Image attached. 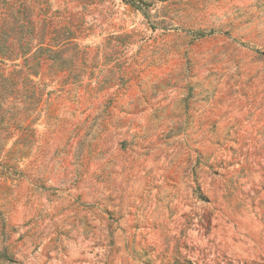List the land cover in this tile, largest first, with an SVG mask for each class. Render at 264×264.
Masks as SVG:
<instances>
[{"label": "rangeland", "instance_id": "374dc122", "mask_svg": "<svg viewBox=\"0 0 264 264\" xmlns=\"http://www.w3.org/2000/svg\"><path fill=\"white\" fill-rule=\"evenodd\" d=\"M0 264H264V0H0Z\"/></svg>", "mask_w": 264, "mask_h": 264}]
</instances>
